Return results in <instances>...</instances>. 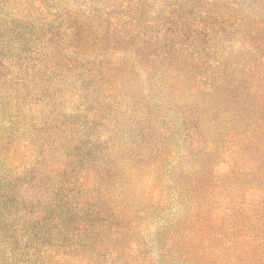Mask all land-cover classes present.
<instances>
[{
    "label": "trees",
    "instance_id": "trees-1",
    "mask_svg": "<svg viewBox=\"0 0 264 264\" xmlns=\"http://www.w3.org/2000/svg\"><path fill=\"white\" fill-rule=\"evenodd\" d=\"M0 264H264V0H0Z\"/></svg>",
    "mask_w": 264,
    "mask_h": 264
}]
</instances>
